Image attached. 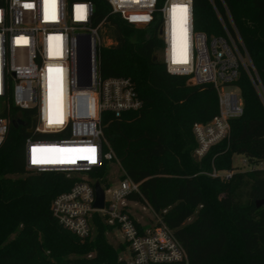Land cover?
<instances>
[{
  "label": "trees",
  "instance_id": "1",
  "mask_svg": "<svg viewBox=\"0 0 264 264\" xmlns=\"http://www.w3.org/2000/svg\"><path fill=\"white\" fill-rule=\"evenodd\" d=\"M88 1L96 6L95 25L103 23L102 36L112 43L101 51L100 74L130 79L143 102L141 109L121 118L103 117L107 142L126 174L141 183V194L130 200L147 201L163 216L190 264H264V170L233 167L236 155L251 166L264 162V103L247 73L236 83L245 111L230 121V139L195 161L193 127L219 113L216 90L191 86L188 77L166 72L163 60H154L162 49L159 38L112 15L105 0ZM194 2L195 29L208 36L223 34L218 14L229 25L226 4L264 86V0ZM17 119L31 121L28 112L14 110L0 146V264H65L71 256L89 253L95 254L92 264H124L120 257L127 247L109 242L108 233L114 230L100 215L94 216L93 235L86 241L54 218L53 199L81 179L60 172L29 175V134L13 125ZM108 164L89 171L88 178L109 185ZM213 168L233 171V177L223 181L206 175Z\"/></svg>",
  "mask_w": 264,
  "mask_h": 264
},
{
  "label": "built area",
  "instance_id": "2",
  "mask_svg": "<svg viewBox=\"0 0 264 264\" xmlns=\"http://www.w3.org/2000/svg\"><path fill=\"white\" fill-rule=\"evenodd\" d=\"M105 1L112 15L159 38L166 72L188 77L189 85H211L216 90L219 113L193 127L194 155L200 160L228 139L230 121L244 115L236 86L243 72L264 103L258 70L225 3L229 25L218 14L223 34L208 36L195 29L194 0ZM95 18L96 6L88 0H0V146L9 134L14 110L28 112L29 124L19 119L29 134L27 169L81 179L51 203V213L65 230L86 241L93 235L94 216L100 215L122 235L121 244L127 247L120 257L124 264H190L185 247L163 216L147 201L130 200L141 194V183L126 172L118 185L100 182L105 207H94L97 181L87 173L117 161L104 134L103 117L108 113L118 119L143 105L130 79H104L100 74L101 51L107 44L103 23L96 26ZM88 56L92 81L81 87L79 72ZM258 169L264 170V162L250 165V170ZM233 174L215 170L209 175L224 181ZM136 211H150L149 223L143 221L145 215L137 219ZM94 256H71L65 264H92Z\"/></svg>",
  "mask_w": 264,
  "mask_h": 264
},
{
  "label": "rangeland",
  "instance_id": "3",
  "mask_svg": "<svg viewBox=\"0 0 264 264\" xmlns=\"http://www.w3.org/2000/svg\"><path fill=\"white\" fill-rule=\"evenodd\" d=\"M212 36H216V35H212ZM105 40H106L107 46H111L109 43V40L108 39H105ZM159 60H163L162 52H160V54H159ZM227 89L231 90V91L234 90V88H231V87H227ZM231 134H232V127L230 129V134H229V137L227 140L230 139ZM205 157H204V159H205ZM116 158H117L116 159L117 161L108 164L109 174H108L107 178H108L109 182L114 183L115 185H118V181H119L120 177L125 173V169L123 167L121 160L118 159L117 155H116ZM192 158H194L195 161H198V162L202 161L194 155V151L192 152ZM233 167L237 171H240V172L250 170L249 161L246 159V157H244L242 155L241 156H237V155L234 156ZM215 170L216 169L213 168V170L211 172H207L206 175L213 173ZM33 174H36V172L31 171V174H29V175H33ZM204 174H205V172H204ZM144 215H145V218L143 221H146L147 223H149V217H151L150 211H147V212H139V211L137 212L136 211L137 219L138 218L141 219ZM108 240L114 247H118L119 245H122L121 243L123 241L122 235L120 234V232L118 230H115V231L108 233ZM121 256H123V255H121Z\"/></svg>",
  "mask_w": 264,
  "mask_h": 264
},
{
  "label": "water",
  "instance_id": "4",
  "mask_svg": "<svg viewBox=\"0 0 264 264\" xmlns=\"http://www.w3.org/2000/svg\"><path fill=\"white\" fill-rule=\"evenodd\" d=\"M158 59H159L158 56L154 57L155 61H158ZM84 67H82V69H80V72H79L81 74V78H80V82H79L81 87L91 85L92 74H91L90 57H89L87 63L84 65ZM35 122H36V120H34V124H35ZM13 125L17 128L19 126H24V122L21 120H17V121H14ZM95 196H96V201H95V205H94L95 209L103 210V208L105 207L106 195H105L104 188H102L100 181H97L95 184ZM261 204H262V201H259V203L257 204L258 207Z\"/></svg>",
  "mask_w": 264,
  "mask_h": 264
}]
</instances>
